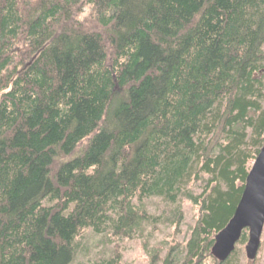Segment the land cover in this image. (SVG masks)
I'll return each instance as SVG.
<instances>
[{"label": "trees", "instance_id": "trees-1", "mask_svg": "<svg viewBox=\"0 0 264 264\" xmlns=\"http://www.w3.org/2000/svg\"><path fill=\"white\" fill-rule=\"evenodd\" d=\"M263 132L264 0H0V264L178 227L182 200L197 218L161 264H237L247 229L211 247Z\"/></svg>", "mask_w": 264, "mask_h": 264}, {"label": "rangeland", "instance_id": "rangeland-1", "mask_svg": "<svg viewBox=\"0 0 264 264\" xmlns=\"http://www.w3.org/2000/svg\"><path fill=\"white\" fill-rule=\"evenodd\" d=\"M144 203L150 213L168 214L166 212L169 206L161 198L151 197L145 199ZM181 209L182 218L178 227L173 223L166 222L158 223L156 228L149 224L141 236H136L133 239H117L109 233H94L91 229L84 230L82 235L77 238L78 247L72 264L101 263L111 258L116 250L121 254L119 264H151V255L157 249H159V258L155 264H161V259L170 247L178 248L185 244L197 218V208L190 202L182 200ZM244 245L237 244V264H246ZM256 259L255 264H264V225Z\"/></svg>", "mask_w": 264, "mask_h": 264}, {"label": "water", "instance_id": "water-1", "mask_svg": "<svg viewBox=\"0 0 264 264\" xmlns=\"http://www.w3.org/2000/svg\"><path fill=\"white\" fill-rule=\"evenodd\" d=\"M264 138V132H263ZM264 225V140L247 173L244 188L233 215L214 236L211 254L223 262L234 250L241 233L247 229L245 256H257Z\"/></svg>", "mask_w": 264, "mask_h": 264}]
</instances>
